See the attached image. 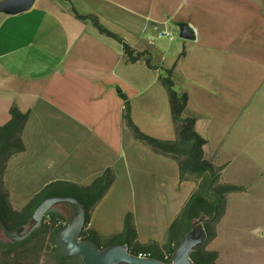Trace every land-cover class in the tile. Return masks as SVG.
I'll list each match as a JSON object with an SVG mask.
<instances>
[{
  "label": "crops",
  "instance_id": "0c3cea01",
  "mask_svg": "<svg viewBox=\"0 0 264 264\" xmlns=\"http://www.w3.org/2000/svg\"><path fill=\"white\" fill-rule=\"evenodd\" d=\"M8 1L0 0V124L9 119L12 105L28 113L21 135L24 150L8 159L2 177L10 204L24 206L53 180L88 184L110 167L115 179L84 228L105 236L118 233L124 213L132 210L137 240L164 244L166 234L160 230L158 237L140 238L142 220L160 219L165 210L156 213L154 206L160 207L161 199L165 207L171 202L167 231L195 183L179 181L172 158L133 137L122 121L119 95L129 99L132 120L143 132L173 139L159 81L164 71L147 67L143 58L126 62L121 44L77 19L70 5L96 15L135 51L145 52L152 65L172 68L179 91L188 95L187 112L197 116L195 128L206 138L205 116L226 109V73L236 70L240 60L264 64V0H31L16 13L3 9ZM179 22L193 28L194 39L156 36ZM160 104L163 120L156 110ZM215 157L206 142L204 158L216 162ZM223 162L224 175L228 162ZM108 219L111 225H100ZM26 237L10 241L0 227L1 242L23 241L13 248L17 261L31 240ZM96 241L102 246L101 239Z\"/></svg>",
  "mask_w": 264,
  "mask_h": 264
},
{
  "label": "trees",
  "instance_id": "16d2710c",
  "mask_svg": "<svg viewBox=\"0 0 264 264\" xmlns=\"http://www.w3.org/2000/svg\"><path fill=\"white\" fill-rule=\"evenodd\" d=\"M70 11L79 20H90L100 34L116 39L121 44L126 62L134 63L143 58L147 67L164 71V74H160L159 81L166 91L174 138L161 139L143 132L132 120L129 99L124 93L119 92L123 100L122 121L135 139L148 145L154 152L169 156L176 162L179 181L189 180L195 183L191 194L170 222L164 244L160 245L156 241L139 242L132 214L127 213L124 217L123 229L120 232L101 236L103 238L102 246L123 243L134 254L149 252V257L169 263L173 249L179 244L183 235L190 231L192 223L199 218H204L197 225L204 228L206 240L202 246L191 251L190 258L194 264H217V251L206 250L204 245L213 238V226L224 212L226 196L239 192L244 187L221 180L222 170L225 167L224 162H212L204 158V145L207 140L195 128L197 116L187 112V93L175 89L172 68L162 69L160 66L152 65L149 58L144 57L145 52L135 51L123 38L104 26L96 15L80 13L72 5H70ZM27 116V112H22L12 105L9 109V119L4 124H0V219L9 229L20 226L28 228L31 223L32 211L43 199L50 196H72L82 203L87 224L90 210L102 198L115 179L114 171L110 167L105 168L88 184L53 180L36 192L24 206L16 208L10 204L2 177L8 159L24 150L21 135ZM56 208V205L53 206L43 216L41 226L25 240L29 241L40 232H47L57 264H83L79 256L63 257L58 251L55 235L67 223L69 214L64 215ZM60 220L64 224L58 223ZM82 237L94 240L102 239L92 228H84ZM22 242L10 244L0 241V249L5 248L0 253V262L2 264H18L19 261L14 257L13 248L19 247Z\"/></svg>",
  "mask_w": 264,
  "mask_h": 264
},
{
  "label": "rangeland",
  "instance_id": "374dc122",
  "mask_svg": "<svg viewBox=\"0 0 264 264\" xmlns=\"http://www.w3.org/2000/svg\"><path fill=\"white\" fill-rule=\"evenodd\" d=\"M174 36L175 42H182L178 33ZM174 81L175 89L181 90L178 79ZM225 81L226 94L222 99L226 109L212 112L213 116H205L203 121L207 146L208 151L217 156L216 162H228L221 180L242 185L244 189L226 196L224 212L213 226V238L204 248L217 251V264H264V64L240 60L236 70L226 73ZM137 103L138 99L134 101ZM229 106L233 108L229 110ZM158 108L163 120L164 107L160 104ZM161 203L160 207L154 206V211L165 210L164 213L150 223L142 220L140 238L158 237L159 230L166 234L164 225L173 215V205L170 202L163 206V199ZM127 213L132 214L136 228L134 214L127 210L122 218V229ZM111 221L114 224L116 218ZM100 225L109 226L110 220L106 223L100 220ZM52 256L49 236L47 232H40L24 245L18 264H55Z\"/></svg>",
  "mask_w": 264,
  "mask_h": 264
},
{
  "label": "water",
  "instance_id": "95a60500",
  "mask_svg": "<svg viewBox=\"0 0 264 264\" xmlns=\"http://www.w3.org/2000/svg\"><path fill=\"white\" fill-rule=\"evenodd\" d=\"M30 2L31 0H9L3 5V9L8 13L20 12ZM177 27L179 38L187 40L195 38L193 28L187 23L179 22ZM59 203H66L71 212L67 223L55 235L58 251L63 257L79 256L83 264H194L190 253L202 246L206 240L204 228L197 225L204 218H199L192 223L190 231L183 235L179 244L173 249L169 263L152 257H138L123 243L100 246L96 240L82 237L86 213L82 203L72 196H50L43 199L32 211L31 223L26 230L24 226L9 229L0 219L3 235L13 242L30 235L41 226L43 216Z\"/></svg>",
  "mask_w": 264,
  "mask_h": 264
},
{
  "label": "built area",
  "instance_id": "2783aa9c",
  "mask_svg": "<svg viewBox=\"0 0 264 264\" xmlns=\"http://www.w3.org/2000/svg\"><path fill=\"white\" fill-rule=\"evenodd\" d=\"M178 33V27H169V26H164L163 28L159 29L157 31V34L156 36L158 38H161V37H166L167 39H170L172 40L175 36V34ZM61 223V224H64V222H62L61 220L58 221V223ZM138 257H149L150 256V253L149 252H138L136 254Z\"/></svg>",
  "mask_w": 264,
  "mask_h": 264
},
{
  "label": "flooded vegetation",
  "instance_id": "af4514ba",
  "mask_svg": "<svg viewBox=\"0 0 264 264\" xmlns=\"http://www.w3.org/2000/svg\"><path fill=\"white\" fill-rule=\"evenodd\" d=\"M57 206V211L63 213L64 215H67V214H70L71 212V209L70 207L66 204V203H59V204H56ZM21 227V226H20ZM24 230L26 229V226H24Z\"/></svg>",
  "mask_w": 264,
  "mask_h": 264
}]
</instances>
